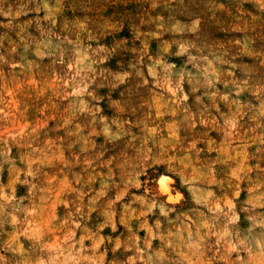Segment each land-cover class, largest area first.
Returning <instances> with one entry per match:
<instances>
[{
	"label": "rangeland",
	"instance_id": "1",
	"mask_svg": "<svg viewBox=\"0 0 264 264\" xmlns=\"http://www.w3.org/2000/svg\"><path fill=\"white\" fill-rule=\"evenodd\" d=\"M0 264H264V0H0Z\"/></svg>",
	"mask_w": 264,
	"mask_h": 264
},
{
	"label": "bare ground",
	"instance_id": "2",
	"mask_svg": "<svg viewBox=\"0 0 264 264\" xmlns=\"http://www.w3.org/2000/svg\"><path fill=\"white\" fill-rule=\"evenodd\" d=\"M170 183H171V179L170 178H168V177H162L159 180V187H160L159 189H160V191L163 192V193H165V194H169L171 192L170 191Z\"/></svg>",
	"mask_w": 264,
	"mask_h": 264
}]
</instances>
